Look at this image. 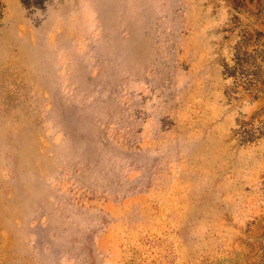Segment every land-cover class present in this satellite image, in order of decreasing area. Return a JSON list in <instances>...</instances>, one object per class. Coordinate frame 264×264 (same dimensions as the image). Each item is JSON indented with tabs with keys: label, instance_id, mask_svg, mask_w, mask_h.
<instances>
[{
	"label": "rangeland",
	"instance_id": "1",
	"mask_svg": "<svg viewBox=\"0 0 264 264\" xmlns=\"http://www.w3.org/2000/svg\"><path fill=\"white\" fill-rule=\"evenodd\" d=\"M0 264H264V0H0Z\"/></svg>",
	"mask_w": 264,
	"mask_h": 264
}]
</instances>
